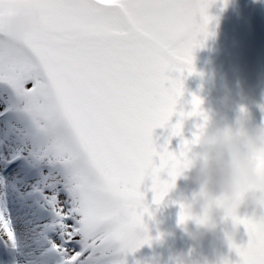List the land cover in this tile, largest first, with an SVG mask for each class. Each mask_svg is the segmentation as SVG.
I'll use <instances>...</instances> for the list:
<instances>
[{"label":"snow or ice","instance_id":"obj_1","mask_svg":"<svg viewBox=\"0 0 264 264\" xmlns=\"http://www.w3.org/2000/svg\"><path fill=\"white\" fill-rule=\"evenodd\" d=\"M216 4L227 0H0V28L21 7L41 14L21 44L0 37V264H127L151 246L141 185L164 200L192 142L169 151L172 137L206 119L196 95L187 113L177 104ZM157 128L170 129L159 146ZM237 222L238 264H264V216Z\"/></svg>","mask_w":264,"mask_h":264},{"label":"clouds","instance_id":"obj_2","mask_svg":"<svg viewBox=\"0 0 264 264\" xmlns=\"http://www.w3.org/2000/svg\"><path fill=\"white\" fill-rule=\"evenodd\" d=\"M41 24L40 12L21 7L0 28V37L9 45H19L34 27ZM202 101V100H201ZM225 86L222 110L205 112L181 164L175 182L165 197L176 192L183 180L187 190L176 203L186 215L178 226L190 241L188 251L175 253L170 264H226L228 257L218 250L196 254L203 240L224 233V243H236L241 224L238 219L264 216V120L256 123L245 107H232ZM202 104V103H201ZM232 115H229V113ZM165 199V198H164ZM169 236L174 233H168Z\"/></svg>","mask_w":264,"mask_h":264},{"label":"rangeland","instance_id":"obj_3","mask_svg":"<svg viewBox=\"0 0 264 264\" xmlns=\"http://www.w3.org/2000/svg\"><path fill=\"white\" fill-rule=\"evenodd\" d=\"M209 14L216 18L211 24L216 53L220 60L222 95L223 88L227 86L232 96V107H245L252 114L254 122L259 123L264 120V0H227L226 6L216 4L209 8ZM209 69L214 71L212 66ZM185 76L184 94L177 104V113L192 110L193 95L202 100V112L211 114L218 111L215 103L217 83L214 76L202 70L191 76L185 73ZM179 119V115H174L171 124ZM201 123L200 116L186 117L183 121V135L172 137L169 151L178 152L182 139L191 140ZM169 134V128H157L153 138L159 146ZM161 179H169L167 171L161 173ZM151 184V179H146L141 185V191L145 193L146 203L153 214L151 217L146 214L144 219L149 235L154 239L151 246L146 244L135 253L129 254L126 257L127 264H136L137 261L140 264H170L175 253L189 249L190 241L183 230L177 227L179 206L175 202L178 194L186 191L184 183L178 181L176 192L165 197L159 205L153 203ZM168 233L174 235L169 236ZM157 236L160 238L155 239ZM247 239L241 226L236 243L239 241L241 245L246 244ZM213 250L224 253L231 264H238L239 257L224 243L222 231L218 230L215 236L205 238L196 249V254H211Z\"/></svg>","mask_w":264,"mask_h":264},{"label":"bare ground","instance_id":"obj_4","mask_svg":"<svg viewBox=\"0 0 264 264\" xmlns=\"http://www.w3.org/2000/svg\"><path fill=\"white\" fill-rule=\"evenodd\" d=\"M1 252H4V250L2 249V251Z\"/></svg>","mask_w":264,"mask_h":264}]
</instances>
